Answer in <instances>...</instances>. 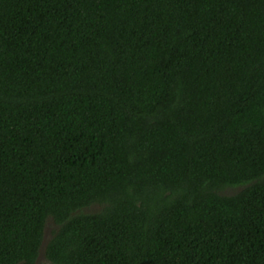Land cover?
Segmentation results:
<instances>
[{
	"label": "trees",
	"instance_id": "obj_1",
	"mask_svg": "<svg viewBox=\"0 0 264 264\" xmlns=\"http://www.w3.org/2000/svg\"><path fill=\"white\" fill-rule=\"evenodd\" d=\"M0 264H264V0H0Z\"/></svg>",
	"mask_w": 264,
	"mask_h": 264
}]
</instances>
